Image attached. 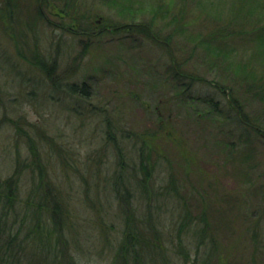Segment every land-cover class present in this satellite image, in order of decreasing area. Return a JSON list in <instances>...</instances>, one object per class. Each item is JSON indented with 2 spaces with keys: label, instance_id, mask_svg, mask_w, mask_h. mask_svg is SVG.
I'll return each instance as SVG.
<instances>
[{
  "label": "rangeland",
  "instance_id": "rangeland-1",
  "mask_svg": "<svg viewBox=\"0 0 264 264\" xmlns=\"http://www.w3.org/2000/svg\"><path fill=\"white\" fill-rule=\"evenodd\" d=\"M117 1L131 13L107 0H0V181L17 159L35 157L18 172L19 199L48 179L71 212L68 244L60 238L52 257L51 239L30 241L23 264H119L128 213L137 216L169 178L175 189L149 202L164 242L154 264H201L200 233L176 231L185 210L206 227L203 244H214L208 264H264V107L236 79L248 66L264 78L253 35L264 0ZM206 45L225 52L227 68ZM36 55L54 63L58 88L31 62ZM71 83L86 84V98L69 93ZM229 95L251 120L263 109L261 131L243 127Z\"/></svg>",
  "mask_w": 264,
  "mask_h": 264
},
{
  "label": "trees",
  "instance_id": "trees-1",
  "mask_svg": "<svg viewBox=\"0 0 264 264\" xmlns=\"http://www.w3.org/2000/svg\"><path fill=\"white\" fill-rule=\"evenodd\" d=\"M106 1V0H105ZM245 1V0H244ZM251 1V0H250ZM108 3H113L116 6H120L119 10L121 12H129L131 13V7L129 5L121 4L117 0H107ZM251 6L257 5V0L251 1ZM232 6L231 8H233ZM139 9V7L137 8ZM128 12L126 14H128ZM125 14V15H126ZM124 15V16H125ZM151 18L148 20L150 21L151 25L154 26L155 19L158 16V13L149 15ZM147 22V20H146ZM145 26L147 24H144ZM143 25V26H144ZM145 28V27H143ZM229 29L230 25L226 26L225 29H222L223 31ZM85 33V31H82ZM214 32V31H213ZM221 31H216L215 34H219ZM230 33V32H229ZM254 33H257V41L259 40V47L264 52V25L260 26L258 28H255L253 30ZM212 42H218L217 36L213 34ZM203 43V41H201ZM206 44V43H205ZM204 43L202 45H205ZM197 46H200L199 43L196 44V46L193 48L195 49ZM206 49L209 51V54L211 56V60H213L214 65L218 61H223V63L220 65L221 67L227 68V63L225 61L224 53L220 51L219 46L216 47H209L206 45ZM223 51V50H222ZM211 52L215 53L216 56L211 54ZM256 58V57H255ZM35 65L39 66L40 69H43L45 71V74L51 80L53 85L55 87L60 86V79L57 75H53V69H54V63H47L44 62L40 56L36 55L34 56V60L31 61ZM258 62V61H257ZM223 67V68H224ZM239 76L236 77L237 80H244L246 82V86H243L246 89V92L250 94L251 98L257 101H260L263 103L264 107V78L263 76H258V72L256 69L248 66L245 69L238 68ZM260 75H262L260 73ZM239 84V83H238ZM222 85V84H221ZM219 85V86H221ZM232 87V88H230ZM235 86L230 85L229 88L232 90ZM238 87V85H237ZM239 87H242L239 85ZM67 91L69 93L76 94L79 98H86L87 94V88L86 84H81L80 86L77 83H71L66 84ZM222 91L226 92L225 86L220 87ZM228 101H230L232 108L234 111L239 115L238 121L240 123L244 124L243 127H251L255 131H261L260 127H263L260 123L261 117H263V109L261 108L259 112V116L257 118L256 116L253 117L254 119L248 118L244 113L243 110L237 102L234 101V98L232 95H229ZM217 105V103H216ZM258 121V122H257ZM16 124V127L19 129V122H14ZM246 129V128H245ZM107 139H111V131H110V123L107 121ZM109 139V140H110ZM29 149L33 154L35 152L33 151V140L29 139ZM34 156V155H33ZM36 161L35 157L31 162L25 163V162H19V159L16 160L17 166L14 173L10 176H8L6 179L0 181V264H23V259L25 258V250H26V244L30 241H35L37 244L45 243L46 240L51 239V244H54L52 246V257H56L57 247L58 244H60V238H62V244H68L69 240L68 237L65 235L64 231L67 230V221L71 219V216L69 213L70 210L67 207L66 201L61 197L60 193L56 191V189L48 183L47 181L44 182L43 187L42 184L38 181L34 182L33 188L26 194L25 199H19L20 193H19V173L23 168H31ZM140 168L142 170H145L144 161L141 159L140 161ZM38 169V168H37ZM39 171V170H38ZM120 172V170H118ZM121 174H118L114 183L116 184V187L113 188L114 193H118V182L122 178ZM121 178V179H120ZM148 178V177H147ZM145 177L140 181L139 189L140 193L143 196H147L148 190L146 187V184L144 183ZM170 182V185L163 187L165 192H162V190H153L151 191L150 195H153V198H150L149 201L147 200V205L145 204L144 197L142 198V202L144 204V207L142 209H137V216L134 214L128 213L127 219H126V230L124 233L123 241L121 245H119V253H118V259L119 264H154L159 259V250L162 249V244L164 243L162 240V230L160 227L154 226L152 222H150V201L156 200V197L163 195L164 193L166 195H169L171 184L173 188L175 189V184L173 182L172 178H169L168 180ZM122 185V181L120 182ZM164 194V195H165ZM122 200L125 201L127 196L123 194ZM22 200V201H20ZM158 202V201H157ZM158 206H153V210H155V207H161V205L158 203ZM125 209V208H124ZM186 209V208H185ZM141 210V211H140ZM185 214L181 217V220L178 225V229H176L177 234H180L187 228L192 230L194 233H200V238L196 240V244H194V251L197 252V250L200 247H204L202 250V257H201V264H208L207 261L210 260V252L213 250L214 244H203L206 241V238L208 236L206 235V227L204 225H201V228H195L193 226L194 224V218H192L191 214H189L186 210L184 211ZM152 213V209H151ZM28 216V226L27 228H24V219ZM129 216H131V219ZM22 217L21 220L19 218ZM135 218L137 222H135ZM199 219V222H205L204 221V215H200L197 217ZM23 226V227H22ZM178 243L181 244L182 240L180 237H178ZM211 242V241H210ZM206 245V246H205ZM165 250V249H164ZM183 250V248H182ZM149 251V252H148ZM158 252V258L157 254ZM148 256H147V255ZM181 254L183 256H186L185 251H181ZM166 253H164L163 256H165ZM208 256V257H207ZM157 258V259H156ZM188 258L185 257V260ZM51 261V262H50ZM49 262L44 261L46 264L54 263L52 259ZM195 261V260H194ZM43 262H36L33 260H30L26 264H42ZM55 264V263H54Z\"/></svg>",
  "mask_w": 264,
  "mask_h": 264
}]
</instances>
